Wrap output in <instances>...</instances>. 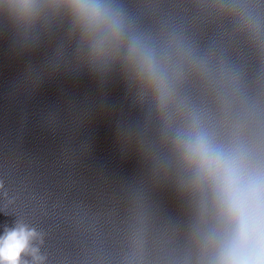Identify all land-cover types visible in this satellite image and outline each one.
<instances>
[{"label": "clouds", "instance_id": "9594fccd", "mask_svg": "<svg viewBox=\"0 0 264 264\" xmlns=\"http://www.w3.org/2000/svg\"><path fill=\"white\" fill-rule=\"evenodd\" d=\"M19 3L27 10L32 0ZM73 6L90 23L105 18L96 0H74ZM178 139L196 187L207 189L211 196L213 223L204 235L206 264H264V158L245 143L225 146L198 129ZM37 236L23 224L5 228L0 264H27L22 254L28 253L42 261L31 244Z\"/></svg>", "mask_w": 264, "mask_h": 264}]
</instances>
